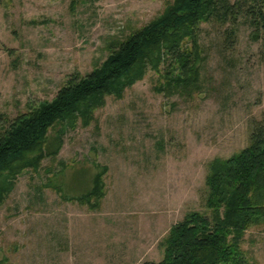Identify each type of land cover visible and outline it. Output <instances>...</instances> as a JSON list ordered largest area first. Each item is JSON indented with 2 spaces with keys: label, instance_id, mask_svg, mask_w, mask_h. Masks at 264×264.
<instances>
[{
  "label": "rangeland",
  "instance_id": "1",
  "mask_svg": "<svg viewBox=\"0 0 264 264\" xmlns=\"http://www.w3.org/2000/svg\"><path fill=\"white\" fill-rule=\"evenodd\" d=\"M73 1L74 9L71 0H0V117L53 100L69 76L106 60L112 36L146 26L172 0ZM222 29L201 25L200 93L165 97L149 72L121 98L107 97L88 126L50 134L55 162L48 157L37 173L18 176L0 208V260L156 263L172 225L191 211L207 213L208 163L243 149L251 121L264 122V40L241 19L225 50ZM95 173L103 196L91 208L77 198ZM243 239L248 262L264 264V225Z\"/></svg>",
  "mask_w": 264,
  "mask_h": 264
},
{
  "label": "trees",
  "instance_id": "2",
  "mask_svg": "<svg viewBox=\"0 0 264 264\" xmlns=\"http://www.w3.org/2000/svg\"><path fill=\"white\" fill-rule=\"evenodd\" d=\"M75 5L71 0V9ZM241 19L253 30L254 40H264V0L168 1L146 26L123 38L112 36L104 46L106 60L89 74L69 76L53 100L28 105L26 112L11 119L0 117V208L18 176L27 170L37 173L48 157L55 162L52 132L61 137L77 124L88 126L107 97L121 98L149 72L159 75L153 90L165 97L200 93L205 62L201 25L223 28L218 38L228 50ZM248 134L243 149L208 163L203 202L207 213L191 211L172 225L160 242L161 260L143 264H256L248 262L241 244L248 229L264 225L263 120L251 121ZM58 164L63 173L66 165ZM102 196V174L95 173L91 189L77 200L95 208Z\"/></svg>",
  "mask_w": 264,
  "mask_h": 264
}]
</instances>
